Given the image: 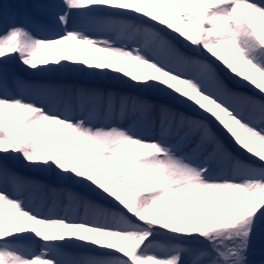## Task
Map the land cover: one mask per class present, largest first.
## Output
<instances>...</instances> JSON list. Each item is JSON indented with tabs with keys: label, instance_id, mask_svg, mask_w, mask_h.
Listing matches in <instances>:
<instances>
[{
	"label": "snow or ice",
	"instance_id": "obj_1",
	"mask_svg": "<svg viewBox=\"0 0 264 264\" xmlns=\"http://www.w3.org/2000/svg\"><path fill=\"white\" fill-rule=\"evenodd\" d=\"M0 264H264V0H0Z\"/></svg>",
	"mask_w": 264,
	"mask_h": 264
},
{
	"label": "rangeland",
	"instance_id": "obj_2",
	"mask_svg": "<svg viewBox=\"0 0 264 264\" xmlns=\"http://www.w3.org/2000/svg\"><path fill=\"white\" fill-rule=\"evenodd\" d=\"M6 2H8V3L19 2V0H6ZM48 78L56 80L57 82L68 81V82H75V83H91V84H97L100 86L112 87V88H116V89L132 90V89L128 88V84L126 85V87H121V86L117 85L115 82V81H117V78L112 76V75H105V76L95 75V76H93V75H86V74H80V73H71V74L63 73V74H60L58 76H52V74H48ZM22 114L23 113H21V115ZM54 127L55 126L51 125V124L48 126V134L49 135H51V130ZM77 143H80V142H77ZM229 143H231V142L229 141ZM69 151H70V154L73 153L72 147ZM24 174L27 175L28 170L25 169Z\"/></svg>",
	"mask_w": 264,
	"mask_h": 264
},
{
	"label": "bare ground",
	"instance_id": "obj_3",
	"mask_svg": "<svg viewBox=\"0 0 264 264\" xmlns=\"http://www.w3.org/2000/svg\"><path fill=\"white\" fill-rule=\"evenodd\" d=\"M117 85L121 87H126L127 83L119 78H117V81H115ZM79 146V143L74 142L72 145L73 153L75 152L76 148ZM258 147H260L259 144H257Z\"/></svg>",
	"mask_w": 264,
	"mask_h": 264
}]
</instances>
